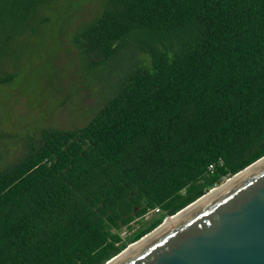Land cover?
Wrapping results in <instances>:
<instances>
[{
  "label": "trees",
  "instance_id": "obj_1",
  "mask_svg": "<svg viewBox=\"0 0 264 264\" xmlns=\"http://www.w3.org/2000/svg\"><path fill=\"white\" fill-rule=\"evenodd\" d=\"M56 1L0 0V90ZM70 42L89 69L132 52L85 121L0 161V264H102L264 154V0H100Z\"/></svg>",
  "mask_w": 264,
  "mask_h": 264
},
{
  "label": "rangeland",
  "instance_id": "obj_2",
  "mask_svg": "<svg viewBox=\"0 0 264 264\" xmlns=\"http://www.w3.org/2000/svg\"><path fill=\"white\" fill-rule=\"evenodd\" d=\"M100 0H57L50 23L15 45L22 55L16 77L0 90V161L10 162L20 152L18 136L33 126L52 124L71 128L80 125L116 86L132 50L120 49L110 60L89 69L76 59L70 35L78 23L90 17ZM128 66V65H127ZM231 176L221 179L220 185ZM153 211L122 228L125 237Z\"/></svg>",
  "mask_w": 264,
  "mask_h": 264
},
{
  "label": "water",
  "instance_id": "obj_3",
  "mask_svg": "<svg viewBox=\"0 0 264 264\" xmlns=\"http://www.w3.org/2000/svg\"><path fill=\"white\" fill-rule=\"evenodd\" d=\"M122 250L102 264H264V161L118 256Z\"/></svg>",
  "mask_w": 264,
  "mask_h": 264
},
{
  "label": "bare ground",
  "instance_id": "obj_4",
  "mask_svg": "<svg viewBox=\"0 0 264 264\" xmlns=\"http://www.w3.org/2000/svg\"><path fill=\"white\" fill-rule=\"evenodd\" d=\"M264 161V159H262ZM260 160L257 163H254L253 165L241 170L240 172H238L237 174L233 175L232 177H230L229 180H227L226 182L221 183L220 185L216 186L215 188H212L210 191H208L204 196H202L201 198H199L198 200H196L195 202H193L192 204L188 205L187 207H185L184 209H182L181 211H179L178 213H176L173 216L170 217H166L163 221V223H161L159 226H157L154 230H152L150 233H148L147 235L143 236L140 241H137L133 244L128 245L125 249L122 250V252L118 255V256H122L124 254H126L128 251H130L131 249H133L135 246H137L140 242H142L143 240L149 238L151 235H153L155 232H157L161 227L166 226L171 224L172 222H174L175 220H177L180 216H182L184 213H186L188 210H190L192 207H194L195 205H197L198 203H200L201 201H203L204 199H206L207 197H209L210 195H212L213 193H215L216 191L220 190L221 188L225 187L226 185L230 184L231 182L235 181L237 178H239L241 175H243L244 173H246L247 171L253 169L254 167H256L257 165H259L260 163H262L263 161ZM117 258V257H115ZM114 260V259H113Z\"/></svg>",
  "mask_w": 264,
  "mask_h": 264
},
{
  "label": "built area",
  "instance_id": "obj_5",
  "mask_svg": "<svg viewBox=\"0 0 264 264\" xmlns=\"http://www.w3.org/2000/svg\"><path fill=\"white\" fill-rule=\"evenodd\" d=\"M211 167H212V164H209L207 168L211 169ZM155 210H157V209H155Z\"/></svg>",
  "mask_w": 264,
  "mask_h": 264
}]
</instances>
